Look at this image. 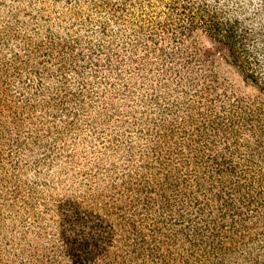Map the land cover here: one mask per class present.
<instances>
[{
	"label": "trees",
	"instance_id": "trees-1",
	"mask_svg": "<svg viewBox=\"0 0 264 264\" xmlns=\"http://www.w3.org/2000/svg\"><path fill=\"white\" fill-rule=\"evenodd\" d=\"M0 264H264V16L0 0Z\"/></svg>",
	"mask_w": 264,
	"mask_h": 264
},
{
	"label": "rangeland",
	"instance_id": "rangeland-1",
	"mask_svg": "<svg viewBox=\"0 0 264 264\" xmlns=\"http://www.w3.org/2000/svg\"><path fill=\"white\" fill-rule=\"evenodd\" d=\"M209 2L214 6H219L221 10H224L233 16H241L243 24L248 28H257V24H259L261 18L264 16V0H209ZM191 42L196 45L188 42L186 47L189 52H195V47L200 46L202 53H205L201 54L200 52H195L197 57L194 58L193 64L196 67L203 65L202 63L207 60V55L210 56V54H212L217 57L218 51L215 50L216 48L213 42H211V40L202 32H197L191 39ZM218 64L220 65V75L228 77L231 81L230 85L238 90L240 94L245 96L256 94L255 88L247 85V83L243 81L241 74H239L233 66L221 59H218ZM145 92L148 94L149 89L146 88ZM120 102L123 101L120 100ZM119 111H121V109H119ZM117 124H120V122H117ZM89 159H91L90 155H88V160ZM29 176L31 178L32 175L29 174ZM40 209H43V207H40Z\"/></svg>",
	"mask_w": 264,
	"mask_h": 264
}]
</instances>
